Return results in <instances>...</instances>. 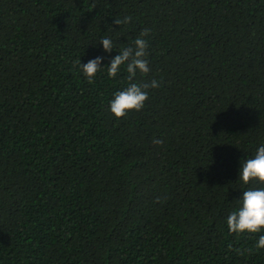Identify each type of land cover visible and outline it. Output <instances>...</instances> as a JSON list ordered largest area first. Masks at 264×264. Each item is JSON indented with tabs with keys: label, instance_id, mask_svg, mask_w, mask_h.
Instances as JSON below:
<instances>
[{
	"label": "trees",
	"instance_id": "trees-1",
	"mask_svg": "<svg viewBox=\"0 0 264 264\" xmlns=\"http://www.w3.org/2000/svg\"><path fill=\"white\" fill-rule=\"evenodd\" d=\"M145 28L159 87L116 118L127 72L78 59ZM262 143L264 0H0V264H264L225 222Z\"/></svg>",
	"mask_w": 264,
	"mask_h": 264
},
{
	"label": "clouds",
	"instance_id": "clouds-1",
	"mask_svg": "<svg viewBox=\"0 0 264 264\" xmlns=\"http://www.w3.org/2000/svg\"><path fill=\"white\" fill-rule=\"evenodd\" d=\"M129 21L130 17L125 16L122 20L115 19V24H127ZM149 32L150 29H143L130 45L119 49L111 37L102 36L97 43L107 55H95L87 62H81L80 57L78 59L79 71L89 82L101 71H105L109 78H115L122 69L127 72L125 85L116 90L108 101V110L116 118L127 115L131 110L140 111L148 99V90L159 87L156 79L136 80L137 73L145 75L150 72L146 58L148 41L145 39ZM113 51L115 55H112ZM152 142L161 145L164 141L154 137ZM237 178L243 190L237 197L236 207L226 216L227 228L237 234L260 233L255 248H264V143L255 149L252 156L242 162L240 160ZM250 182H254L252 186H248Z\"/></svg>",
	"mask_w": 264,
	"mask_h": 264
}]
</instances>
